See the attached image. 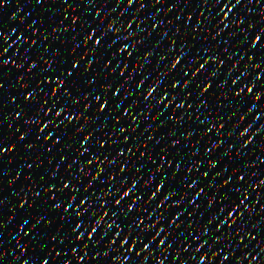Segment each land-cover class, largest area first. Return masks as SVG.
I'll return each mask as SVG.
<instances>
[{
  "label": "snow or ice",
  "instance_id": "obj_1",
  "mask_svg": "<svg viewBox=\"0 0 264 264\" xmlns=\"http://www.w3.org/2000/svg\"><path fill=\"white\" fill-rule=\"evenodd\" d=\"M83 3L84 0H28V7L39 6L41 13L46 5L52 7L43 17L21 13L17 18L19 8L11 14L4 11L12 7V0H0V58L13 47L9 43L13 34L20 41L16 50H20L21 43L25 45L19 63L0 59V79H8V72L2 71L4 66L24 70L38 34L39 43L45 45L27 63L28 79L34 75L37 83L20 84L21 90L28 91L22 97L23 109L16 104L14 115L23 121V126L16 128V139L7 147L4 144L12 136L0 139V159L13 153L11 159L3 162L4 169L12 164L17 151L35 153L33 164L42 156L47 157L42 165H36L47 169L46 175L39 177L41 183L22 189L23 197L19 192L12 193L19 200L16 207L27 205L28 211L16 229L19 234L13 238L18 252L11 247L5 249L10 264H73L72 258L74 264H113L112 257L122 264H146L150 257L155 264H166L170 250V264H213L214 260L218 264H264V258L257 260L264 254V192L257 193V189L264 188V173H250L252 164L237 162L242 150L249 148L252 137L258 134L249 132L261 120L257 113L264 112V103H259L264 99V6L253 15L247 8L253 0H243L245 11L241 15L235 9L242 0H152L147 5L145 0H113L112 6H108V0H101L99 5L88 0L95 9L89 13L80 7ZM177 3L179 12L165 19L176 10ZM134 4L136 9L129 11ZM165 4L169 6L157 9V5ZM205 4L210 6L206 10ZM255 4L260 6L261 0H255ZM117 8L121 10L116 12ZM69 9L80 15H71ZM185 9L188 14L182 17L180 13ZM205 11L211 14L205 15ZM193 12L195 24L189 29ZM114 13L118 18H112ZM88 15L92 16L91 22L85 20ZM17 19L18 25H14ZM181 23L183 27L178 26ZM243 25L247 27L241 31ZM168 29H172L171 34ZM202 31L207 35L202 37ZM57 32L62 46L71 45L66 48L67 55L55 47L49 52L45 44L51 38L55 45ZM178 40L181 43L177 46ZM81 48L83 54L72 58ZM157 48L162 54L154 56ZM217 48L221 51L217 52ZM233 48L239 49L234 57ZM140 49H144L143 53L133 57ZM11 55L16 56V51ZM45 55L49 58L41 59ZM169 55L171 59L166 60ZM57 56V69H50L51 57ZM150 58L151 63L145 68ZM226 61L231 63L221 74V65ZM241 61L243 66L236 68ZM40 65L44 66L42 72ZM160 66L164 70L157 72ZM125 69L129 71L125 73ZM233 69L236 75L229 80ZM90 71L85 79L84 74ZM22 79L18 76L17 83ZM41 84L50 91L41 89L36 104V90ZM130 94L133 98L125 104ZM145 101L150 102L144 106ZM9 103H13V98L0 104V108ZM139 107L143 110L138 111ZM189 109L195 110L194 115ZM201 109L206 111L202 113ZM90 110L91 118L86 115ZM225 110L229 114L221 116ZM149 113L153 115L149 117ZM165 115L166 119L157 124L158 118ZM186 115L198 131L185 122ZM249 115L251 123L237 133L240 122ZM233 116L236 121L223 133L230 142L224 144L221 130ZM142 122L145 127L138 131ZM182 123L183 133L168 142L177 136L173 128ZM69 127L73 130L66 133ZM160 128L167 129L168 140L159 134L153 136ZM259 128H264V120ZM106 130L112 135H104ZM210 134L216 136V142L205 141ZM21 141L27 142L17 149ZM201 141L205 143L197 152ZM259 153H264V143L255 157L257 166L264 164ZM250 155V151L245 152L242 160L247 162ZM81 157L87 158L83 164ZM27 159V155L21 158L23 166L16 177L33 169ZM157 161L160 166L153 167ZM90 166H95L91 175ZM168 167L171 171L165 175ZM8 175L7 170L0 172V176ZM28 179L24 176V180ZM13 182H9V188ZM41 187L42 191H35ZM253 193L257 194L250 200ZM44 197L47 207L30 221L33 207L39 211ZM29 199L36 204L29 203ZM38 225H43L42 237L21 244ZM24 226L26 230H22ZM253 241L258 247L250 249ZM4 261V252L0 251V262Z\"/></svg>",
  "mask_w": 264,
  "mask_h": 264
},
{
  "label": "water",
  "instance_id": "obj_2",
  "mask_svg": "<svg viewBox=\"0 0 264 264\" xmlns=\"http://www.w3.org/2000/svg\"><path fill=\"white\" fill-rule=\"evenodd\" d=\"M151 2H152V0H145V5H147V4L151 3ZM170 2H171V0H170ZM181 2H182V0H181ZM100 3H101V0H93V4H95V5H99ZM112 4H113V0H108V6H112ZM168 6H169L168 4H165L164 6L157 5V9L163 10V8L168 7ZM261 6H264V0H261V5L260 6L256 5L255 4V0H253V3L248 4L247 8L251 9L252 10V14L254 15V14L259 12V9H260ZM51 7L52 6L50 4L46 5L45 8H44V12L41 13L40 9H39V6H35L34 5L33 7H28V0H12V7L6 8L4 11H5L6 14H11L13 12H16V9L19 8V12H16L17 18H19L21 13H25V14L32 13L34 15H40L41 17H43L49 11V9ZM60 7H63V5H61ZM80 7L84 8L89 13H91V12H93L95 10L92 6H90L88 4V0H84V3L82 5H80ZM209 7L210 6L208 4H205L204 9L206 10ZM135 9H136V5L134 4L133 7L129 9V11H133ZM157 9H153L152 11H156ZM179 9H180V5H179V3H177L176 10L174 12H169L168 17H166L165 19H171L176 14V12H179ZM104 10H107V8H105ZM120 10H121V8H117L116 12H119ZM197 10H201V9H197ZM212 11L214 12V11H216V9L213 8ZM235 11L238 14H241V15L244 14L245 5L243 3V0H242V4L238 5L237 8L235 9ZM69 12H70L71 15H80L79 12H71V9H69ZM102 14H103V12L101 13V15ZM147 14L151 15L150 12L147 13ZM187 14H188V9H185L183 12L180 13V15L182 17L187 15ZM210 14L211 13L205 11V15H210ZM192 15H193V21L190 23L189 29H191L192 26L195 24V12H193ZM112 18H118V17L114 13ZM121 19L126 20L127 17H123ZM256 19L258 20V16H256ZM85 20L91 22L92 21V16L91 15L86 16ZM25 22L26 23L28 22V17L27 16L25 18ZM105 23H107V18L105 19ZM13 24L14 25H18V19L16 21H14ZM178 26L183 27L182 23L180 25H178ZM76 27H77V31H78L79 28H78V26H76ZM246 27H247V25H243L242 28H241V31H243V29L246 28ZM132 30L135 31L134 28ZM171 31H172V29H168L169 34H171ZM226 32H227V30H225V33L221 34L222 37L226 34ZM192 34L196 35L195 32H193ZM24 35H28V33H25ZM125 35H127V33H125ZM153 35H155V33ZM200 35L203 37L204 35H207V32L206 31H202L200 33ZM56 36H57V41L58 42L55 45L52 44L51 38H49V40L45 42V44H47L49 46V52H51L53 50V48L55 47L58 51H60L64 55H67L66 48H70L71 45L70 44H66V47L62 46L59 43V40L61 38L59 37V33L58 32H57ZM36 39H37V45H35L32 49L29 50V53H28V55H27V57L25 59V62H24L25 63V68H24L23 71L17 70L15 67H8V66H4V68L2 69V71H7L9 75H8V79L7 80L0 79V84L3 85V87L0 88V104H3L4 101L8 100L10 97L13 98V103L5 104V106L3 108H0V117H8V119H6V120H0V139H5L9 135L12 136V140H10L6 144H4V147H7L8 144H10V143L15 141L16 135H17L16 132H15L16 128L23 126V121L20 120L19 118L15 117V115H14V112L16 110L15 109V105L16 104H20L21 109H23L24 104L22 102V97L28 91V89L21 90L20 84L28 83L30 86H32V85H35L37 83V77H35L33 75L31 79H28V74H27V63L33 58V55L37 51H39L41 48H43L45 46V45H42V44L39 43V34L37 35ZM63 39L65 41H67V37H64ZM78 40H79V37H78ZM129 42H131V41H129ZM184 42H186V41H184ZM9 43H12L13 47L11 49H9L7 53H5V56L3 58H0V59L7 58V59H10L12 61H15L16 63H19L20 62L19 61V56L21 54V50L25 47V45L21 43L20 50H16V44L20 43V41L16 40L15 34H13V37L9 41ZM180 43H181V41L178 40L177 41V46ZM164 46L166 48V44ZM194 46H195V44H194ZM200 46L204 47L205 45L201 44ZM175 47L176 46H174V50H175ZM14 50L16 51V56H12L11 55V53ZM143 51H144V49H140L139 52L133 53V57H135V56H137L139 54H142ZM216 51L217 52L221 51V48H217ZM254 51H258V50H254ZM83 52H84L83 48L77 50L76 53L72 54V58H75V57H78V56L82 55ZM158 54H162V53H160L159 48H157V50L154 51V56L158 55ZM238 54H239V49L233 48L232 49V56L234 57V56H236ZM121 55H123V53ZM226 56H227V53H225V57H224L225 59H226ZM48 58L49 57L47 55L41 57V59H48ZM59 58H60L59 56L51 57L53 62L48 67L50 69H57V67H58L57 61L59 60ZM170 59H171L170 55L166 57V60H170ZM85 60H87V57H85ZM37 63L39 64V61H37ZM128 63H129V67H131V64L133 63V60L130 59L128 61ZM150 63H151V58H150L149 62H146L145 68H147ZM163 63L164 62H162V64ZM230 63L231 62L226 61L225 64L221 65V68H220L221 74L224 72L226 67L229 66ZM66 66H67V63L65 64L64 67H66ZM242 66H243V61H241L239 64H237L236 68H241ZM43 67H44L43 65H40V71L41 72L43 71ZM249 69H251V65H249ZM163 70L164 69L162 68V66L157 68V72L163 71ZM127 71H129V69H125V73H127ZM141 71H143V69H141ZM155 74L156 73H153V75H155ZM256 74L257 75L259 74V70H257ZM90 75H91V71L89 73H85L84 74V78L87 79L88 76H90ZM235 75H236V69H233V73H232L231 76L228 77V79L231 80ZM18 76H23L24 77V79H22L20 81V83H17V77ZM52 78H55L54 74H53ZM136 79H137V77L134 76L133 77V82H135ZM198 79H199V76L194 78V82L196 80H198ZM99 83L100 82L97 81V84H99ZM41 89L44 92L50 91V88L47 85L41 84L40 89L36 90V93H37L36 104H39V93H40ZM132 98H133V95L130 94L128 99L125 101V104L131 102ZM149 102L150 101H145V102H143V105L146 106L147 103H149ZM223 102L224 101L221 100V103H223ZM81 103H83V102H81ZM259 103H264V99H262ZM78 110L79 109H70V111H72V112H76ZM142 110H143L142 107L138 108V111H142ZM153 111H155V109ZM179 111L180 110H177V114L179 113ZM205 111H206L205 109H201L202 113L205 112ZM188 112L192 113L194 115L195 110L194 109H189ZM135 114H136V112H133V115H135ZM228 114H229L228 110H225L220 115L221 116H226ZM86 115H88L89 118H91V116H92L91 110L88 113H86ZM113 115H115V113ZM152 115H153V113H149V117H151ZM259 115L261 117V120H257L253 124L252 128L249 129L250 133L253 132V131H257L258 134L256 136L252 137V142L250 144V147L242 150L241 158H238V160H237V162L239 164H241V165H243L244 163L252 164V168L248 169L250 173L251 172L264 173V164H259L257 166L256 162H255V157L258 154L259 146H260V144L264 143V139H261V137H264V128H259V124L261 123L262 120H264V112L259 113ZM33 118H35V117H33ZM165 119H166V115H165V117L158 118L156 123L159 124L161 120H165ZM209 119H215V117L209 116ZM236 119H237V117L233 116L232 119L228 122V124H226L225 127L221 130L220 140H221L222 143L227 144V143L230 142L229 139H224L223 133L227 132L230 129V125L232 123H234L236 121ZM110 121H111V117L109 118V123H110ZM185 122L191 124V127H192V129L194 131H198L196 129L195 123L190 121L188 119L187 115L185 116ZM79 123H80V121L76 122L77 125ZM248 123H251V115L245 117V120L240 122L239 126L237 127L236 132L238 133ZM9 124H11V127H8ZM184 126H185L184 123H182L180 126H178V128H173V131H175L177 133V136L173 137L172 140H168V138L165 135L167 129H164V128L158 129V132L157 133H153V136L155 137L157 134H159L161 136H164L165 139L168 140V142H173L175 139L179 138V135L181 133H183ZM214 126L215 125H213V127ZM143 127H145L144 122H142L141 125L138 126V131L140 130V128H143ZM169 127L171 128L173 126L169 125ZM201 127H203V126H201ZM72 130H73V128L69 127L65 131H66V133H70ZM147 134L148 133L145 130V136H147ZM104 135H112V133H109L106 130ZM235 135H236V133H233V137ZM96 138L99 139L100 137L97 136ZM141 139L143 140L144 137H141ZM191 139H193V138L190 137V140ZM207 140H211L212 142H216L217 138H216V136L214 134H210L208 137L205 138V141H207ZM205 141H201V144L196 146L195 150L197 152H200L202 150V147H203ZM26 142L27 141H21L20 145H17V149H20V146L22 144L26 143ZM139 142L140 141H137V143H139ZM239 142L240 141H237V143H239ZM69 143H72V141H69ZM48 146H51L50 143H49ZM106 147H107V142H106ZM233 147H235V146H233ZM249 151L251 152V155L249 156V160L247 162H244L242 160V157H243L245 152H249ZM67 154L69 156L72 155L71 152H69ZM25 155L28 156L27 163L33 164V159H34L35 153L27 154V153H24L23 151H17L15 153L16 158L13 159L12 164L8 165L7 169L3 168V162L8 160V159H11L13 157V153H9L7 156H5L2 159H0V172H2L4 170H7L9 172V175L7 177L0 176V201H4L3 204H0V224L4 225L3 228H0V241H2V243H0V251H3L4 255H5V261L4 262H0V264H10V257L8 256L7 251H5V249H7L8 247H11L13 252H18V249H16V247H15V241H14L13 238L16 235L19 234L16 231V229L20 225L21 218L28 211L27 205L24 208H22V209H19V208L16 207V205L19 203V200H18L17 197L13 196L12 193L13 192H19L20 193V197H23L25 192L22 191V189L23 190H27V189H30L33 184H40L41 182H40L39 177L41 175H46V172H47V169L44 168V167H40V168L36 167V165H42L43 161L47 159V157H43L42 156L40 159L36 160L35 163L33 164V169L34 170L30 169L27 172L22 173L19 177H16L17 170L20 167L23 166V162H22L21 158L23 156H25ZM259 155L261 156V158H264V153H259ZM165 157H166L165 162H167V153H165ZM86 159H87L86 157H81L80 163L83 164L84 162H86ZM120 159H122V158H120ZM193 159H195V157H193ZM137 163L139 164V160L138 159H137ZM145 163H147V160H145ZM160 163L161 162L157 161V164L154 165L153 167L160 166ZM73 167H75V166H73ZM63 168H64V165H61L60 166V170H62ZM94 170H95V166H90L89 170H88L89 171V175H91ZM200 170H203V169H200ZM170 171H171V167H168L166 172H165V175H168L170 173ZM141 175L145 176V173H141ZM24 176H28L29 179L28 180H24ZM178 177H179V174H178ZM256 179L258 180L259 176H257ZM10 181H14L12 183V187L11 188L8 187V184H9ZM204 182H206V181H204ZM53 183H56V182L53 181ZM250 183L251 182H249V184ZM43 187H47V185H44ZM42 190H43L42 187L35 189V191H37V192H40ZM259 192H264V188L257 189V193H259ZM257 193H253L252 195H250L249 199L251 200L252 198H254V196ZM66 195H67V191L65 192V196ZM161 195H162V193H161ZM29 203L35 205L36 201L29 199ZM46 207H47L46 197H44L41 200V207H40L39 211H37L35 209V207H33L31 216H29V220L31 221L33 219V217H35V216L39 215L40 213H42ZM9 209H12V211H9ZM256 211H259V204H257ZM53 215H56V213H53ZM9 218H11V219H9ZM26 228H27V226H24V229H22V230H26ZM42 229H43V225H38L37 228L34 229V231L32 233H30L29 236L24 237L20 241V243L23 244V243L29 241L30 239H32L33 237H37V238L42 237V235H43ZM258 231H259V229H258ZM9 232H11L12 235H8ZM261 243H264V240H262ZM192 246L195 247V244H193ZM182 247H183V245H182ZM217 247H220V246L218 245ZM255 247H258V245H256L255 241H253L252 245H250V249L255 248ZM55 250L56 251H61L60 248H56ZM63 251L66 252L67 249L65 248V249H63ZM91 251L92 250L90 249L89 250V254L90 255H91ZM153 255L155 256L156 253H154ZM172 255H173V250H170L169 257H168V262H166V264H170ZM181 255L183 256L184 254L182 253ZM197 255H199V254H197ZM237 255H238V253H237ZM111 256H112V254L110 253L109 258H111ZM184 258H185V260H187L186 256H184ZM261 258H264V254H262L261 256H257V260H259ZM122 259H123V257H122ZM72 260H73V264H74V258H72ZM17 264H18V262H17ZM50 264H58V262H50ZM82 264H83V262H82ZM95 264H99V261H96ZM146 264H155V261L150 257L148 259V261L146 262ZM213 264H218V262L214 260ZM253 264H256V262L253 261Z\"/></svg>",
  "mask_w": 264,
  "mask_h": 264
},
{
  "label": "clouds",
  "instance_id": "obj_3",
  "mask_svg": "<svg viewBox=\"0 0 264 264\" xmlns=\"http://www.w3.org/2000/svg\"><path fill=\"white\" fill-rule=\"evenodd\" d=\"M257 116H259V113H257ZM9 127H11V124H9ZM9 211H12V209H9ZM11 219V218H9ZM113 264H122L121 261L117 259V257H112Z\"/></svg>",
  "mask_w": 264,
  "mask_h": 264
}]
</instances>
